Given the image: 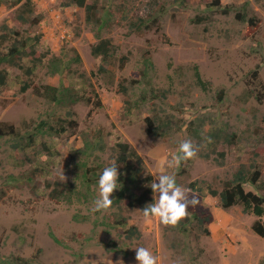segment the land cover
Returning <instances> with one entry per match:
<instances>
[{
	"label": "rangeland",
	"instance_id": "rangeland-1",
	"mask_svg": "<svg viewBox=\"0 0 264 264\" xmlns=\"http://www.w3.org/2000/svg\"><path fill=\"white\" fill-rule=\"evenodd\" d=\"M33 1L32 17L41 16V21L20 28L10 18L18 8L17 0H4L0 36L8 32L5 26L24 35L32 32L42 36L40 51L50 49L67 64L76 55L81 61L71 63L75 80L67 72L53 76L46 66L32 77L7 67L11 77L9 85L0 88V123L37 133L39 141L57 142L61 156L59 165L24 183L18 178L33 170L36 161L18 165L12 158V141L0 138V264H117L121 259L124 264H137L134 249L138 247L149 249L158 264H264V238L253 231L259 217L246 214L241 204L226 210L219 199L205 197L203 209L214 217L209 235L196 223L183 232L156 219L145 220L141 208L126 210L124 215L141 234L128 238L124 230L108 225L118 211L115 207L93 212L98 186L85 204L57 203L46 187L57 179H73V154L84 147L86 134L96 143L101 135L103 148L96 152L101 169L107 167L121 139L141 155L154 179L162 173L175 174L177 184L189 190V198L200 195L193 183H209L221 190L241 164L262 171L258 186L249 183L245 188L264 196V0H219L220 5L214 4L216 0H92L105 7L108 19L112 11L117 20L100 38L87 22L85 9L65 7L68 0ZM240 12L260 21L252 33L248 18H238ZM140 19L149 26L144 24L142 32L131 31L130 22L141 24ZM101 39H112L116 49L107 74L99 72L101 59L92 53ZM9 46L0 41V51ZM147 52L154 63L150 86L140 74ZM195 66L208 83L207 90L197 85ZM20 80L32 84L25 93ZM72 81L79 89L99 93L103 106L80 102L70 116V109L37 94L43 85L68 87ZM121 84L128 88L127 95L121 92ZM144 93L141 108L124 118L125 101H137ZM153 116L162 125L159 135L148 130L146 118ZM70 119L78 123L77 128L66 123ZM42 121L55 127L66 123V132L58 138L48 127L37 130ZM192 123L193 129L200 128L203 139L199 142L189 131ZM213 130L236 136L233 146L225 140L217 144V151L226 152L223 165L218 163L219 153L209 146ZM188 139L197 146V156L169 168L179 144ZM41 151L37 145L36 152L29 150L21 159H39Z\"/></svg>",
	"mask_w": 264,
	"mask_h": 264
},
{
	"label": "trees",
	"instance_id": "trees-1",
	"mask_svg": "<svg viewBox=\"0 0 264 264\" xmlns=\"http://www.w3.org/2000/svg\"><path fill=\"white\" fill-rule=\"evenodd\" d=\"M17 0L15 6L18 7L10 14L11 20L18 27L35 26L40 23L41 16L32 17L35 12L34 1ZM4 0H0V7L3 5ZM215 5H220L219 0H216ZM77 6L85 9L87 22L93 27L95 34L98 38L101 37L104 30L109 31L116 23V18L111 11L110 18L108 19L104 12L105 7L101 8L98 1L92 0H68L65 3V7ZM230 7L225 11L227 14L230 12ZM242 21H246L248 18V31L252 33L254 28H258L259 20L255 17H249L247 13L242 14L241 12L237 15ZM154 23L157 22V18L153 17ZM140 23L130 22L131 31L142 32L146 21L140 19ZM148 25V24H147ZM149 26V25H148ZM6 34L0 36L1 44L10 43L7 51H0V88L7 87L10 83L11 73L7 67H15L24 71L29 77H32L39 68L46 66L51 75H62L67 72L70 76V80H75V70L72 68L71 63L80 62L81 59L78 55L71 57L67 64L64 59L53 54L50 49L46 52L39 50L42 45V36L35 35L32 32L27 34H21L17 29H8ZM116 52L115 46L112 39H101L99 43L93 48V55L101 59L99 72L102 74L110 73V59L114 57ZM123 65L127 57L122 59ZM143 66L140 69L142 81L147 86H150L149 74L154 69V63L149 52L146 53L143 60ZM195 78L197 85L203 90H207L208 83L203 80V76L200 72L199 66H195ZM22 92H27L32 84L28 81H22ZM264 88V87H263ZM120 90L123 94H128V88L121 84ZM157 92V91H153ZM38 96L45 98L52 104L60 105L64 108L70 109L68 115L74 116L72 109L75 105L80 102H87L95 104L97 107H102V100L99 97V93L95 90L89 91L85 87L79 89L76 83H72L68 87L55 86V85H43L41 88H37ZM262 96L258 97L259 101H262ZM164 97L167 95L163 94ZM159 96H155L158 98ZM222 99V98H221ZM146 100L145 93L137 101L128 99L124 103V107L121 115L126 118L134 115V109L141 108L143 101ZM64 121H61V123ZM148 130L151 133L159 135V130L162 125H158L160 120L155 116L146 118ZM69 126L77 128L78 123L75 120H66ZM65 123V124H66ZM59 125L58 127L49 126L46 121L40 123L39 129L48 127L58 138H61L66 132V126ZM193 124L189 131L193 132L194 138L199 141L203 139L200 134V128L196 127L193 129ZM202 133H204L202 131ZM225 135V136H224ZM212 140L209 146L212 151L219 153L220 159L218 163L223 165L226 157V152H219L218 142L225 140L229 145H235L236 136L223 134L221 131H215L210 134ZM0 138H9L12 141V158L18 165H24L26 162L36 161L34 168L25 177L20 176L18 181L24 183H31L36 179L39 173L50 170L53 164H58V157L61 156L60 147L61 145L57 142H42L37 138V133L23 132V130L12 123L1 122L0 123ZM98 143L94 142V137L91 138L88 135H84V147L76 149L73 154L74 160V171L73 179L66 182L61 179H57L54 183H47V188L51 189L49 196L52 200L57 203H78L85 204V202L91 201L93 198V190L98 186V179L103 169L101 165H97L98 157L96 152L102 147L103 141L101 135L97 137ZM41 146L42 151L39 153V159L23 161L21 155L28 153L29 150H35L36 147ZM217 146V147H216ZM112 159H110L107 166L111 165L112 161H116L118 166L119 179L117 183V190L114 191L110 199L113 200L112 207H115L118 211L114 216V221L108 223L109 226L115 229H122L127 233L128 238L140 237V231L138 227L130 224L129 218L124 215L126 210H134L136 208H143L150 203L154 202V194L150 187L151 183L155 180L152 173H150L144 165V160L141 155L131 147V145L121 139L116 142ZM209 157V155H206ZM222 160V161H221ZM101 170V171H100ZM262 180V171L259 169L251 170L246 167L245 164H241L238 171L233 174L231 179L223 182V188L218 190L211 184L206 186H200L199 183H193L192 188L196 189L200 195L196 197L200 203L196 206H189L188 216L180 221L176 228L180 231L186 232L187 228L196 223L200 230H203L204 234H210L209 225L213 222V215L203 209L204 199L207 196H211L219 199L220 205L224 209H230L235 205L241 204L243 210L247 214H253L259 217V220L253 225L254 232L260 237L264 238V196H260L257 192H248L245 188L247 183L254 186H258ZM96 193V189L94 191ZM203 199V200H202ZM52 239L57 243L60 240L54 233H50ZM1 264H12L10 262L2 261Z\"/></svg>",
	"mask_w": 264,
	"mask_h": 264
},
{
	"label": "clouds",
	"instance_id": "clouds-1",
	"mask_svg": "<svg viewBox=\"0 0 264 264\" xmlns=\"http://www.w3.org/2000/svg\"><path fill=\"white\" fill-rule=\"evenodd\" d=\"M197 151V146L191 139L184 140L179 144L177 154L172 156L167 166L169 168L178 167L181 162L195 158ZM118 179V166L116 161H112L111 165L105 167L99 176L93 212H107L111 209L113 200L110 197L117 190ZM150 187L152 192L156 194L153 198L154 202L147 204L141 212L145 220L156 219L165 227H176L180 221L188 216L189 206L194 207L200 203L194 196L189 198V190L177 184L175 174H160ZM134 250L137 264H158V257L149 249L138 247ZM88 264H95V262L88 261ZM117 264H124L123 259L117 261Z\"/></svg>",
	"mask_w": 264,
	"mask_h": 264
}]
</instances>
